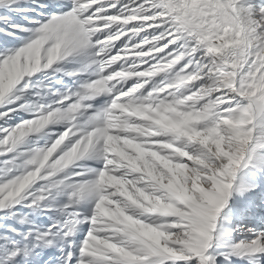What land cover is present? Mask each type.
<instances>
[{"label": "snow or ice", "instance_id": "1", "mask_svg": "<svg viewBox=\"0 0 264 264\" xmlns=\"http://www.w3.org/2000/svg\"><path fill=\"white\" fill-rule=\"evenodd\" d=\"M0 264H264V0H0Z\"/></svg>", "mask_w": 264, "mask_h": 264}]
</instances>
